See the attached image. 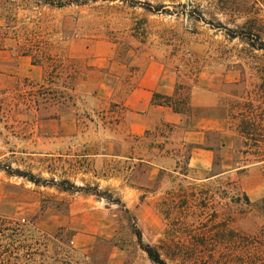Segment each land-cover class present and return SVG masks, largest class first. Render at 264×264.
Here are the masks:
<instances>
[{"label":"rangeland","instance_id":"374dc122","mask_svg":"<svg viewBox=\"0 0 264 264\" xmlns=\"http://www.w3.org/2000/svg\"><path fill=\"white\" fill-rule=\"evenodd\" d=\"M262 45L264 0H0V98L26 89L0 118V217L33 226L45 264L60 239L83 264H152L136 229L168 264H264ZM152 62L192 118L134 138L117 102ZM199 124L220 127L205 178L181 142Z\"/></svg>","mask_w":264,"mask_h":264},{"label":"trees","instance_id":"16d2710c","mask_svg":"<svg viewBox=\"0 0 264 264\" xmlns=\"http://www.w3.org/2000/svg\"><path fill=\"white\" fill-rule=\"evenodd\" d=\"M230 36L234 38L235 33L231 32ZM24 83L33 82L28 79H24ZM25 90L26 89L24 88V91L14 92L17 100L21 102L20 104H25L26 102ZM179 90V87H176L174 94L171 96L154 94L152 98V104L168 107L172 109L174 113H177L182 117H186L189 121L192 118V105L190 103V99H188L189 97L181 96V94H179ZM2 94L4 97L0 98V118L4 110L8 112L10 101L13 99L11 96L14 97L13 93L3 92ZM205 148L214 150L213 147L205 146ZM160 149L161 147H159V150ZM0 168L2 167L0 166ZM4 170L7 174L12 175L11 171L7 169ZM17 172L18 173H16V176L22 177L35 185H52L61 191L80 189L66 179L62 180L61 182H56L54 179L45 180L41 177H36L30 172ZM90 194L95 195L96 197L104 198L110 203L121 204L120 200L113 199L112 194L108 191L101 193L97 191L96 188H90ZM163 214H166V212H163ZM135 233L141 249L146 253L152 264H168L161 253V249L148 244L144 245L140 231L136 229ZM36 234L37 233H35L33 226L26 222L22 223L20 221H11L7 218L0 217V264H45L47 260L46 258H51L47 253V242L42 243L40 238L36 239ZM61 241L62 240L60 239V242L55 243V258H62L60 261L62 260L64 264H83L88 261V258L85 255H79L69 242L65 243Z\"/></svg>","mask_w":264,"mask_h":264},{"label":"crops","instance_id":"0c3cea01","mask_svg":"<svg viewBox=\"0 0 264 264\" xmlns=\"http://www.w3.org/2000/svg\"><path fill=\"white\" fill-rule=\"evenodd\" d=\"M166 77L161 66L153 62L148 64L144 74L135 83L134 87L121 101L117 102L127 113L124 120L126 131L131 137L141 138L148 131L156 129L161 124H170V126L176 128L181 124L183 118L181 115L174 113L168 107L152 104L154 94L162 96L174 94L175 83ZM207 122L210 123L208 120ZM200 124L195 125L191 130L185 131L182 134L181 142L182 145H187L191 149L187 160L188 173L196 172L199 174L198 178H205L207 172L212 168L214 152L205 148L203 134L208 130L220 129V127H210V125H204L205 123ZM137 161L144 162L143 160Z\"/></svg>","mask_w":264,"mask_h":264}]
</instances>
